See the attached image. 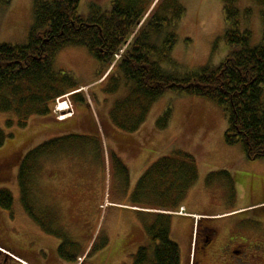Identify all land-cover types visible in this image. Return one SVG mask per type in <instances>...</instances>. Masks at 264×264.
Instances as JSON below:
<instances>
[{"label": "rangeland", "instance_id": "obj_1", "mask_svg": "<svg viewBox=\"0 0 264 264\" xmlns=\"http://www.w3.org/2000/svg\"><path fill=\"white\" fill-rule=\"evenodd\" d=\"M33 3L34 0H11L8 6H3L0 2V44L26 45L33 24ZM179 3L185 14L175 26L177 40L169 61L160 62V67L181 75L206 66L217 67L230 52L223 42L226 25L222 1L179 0ZM94 5L107 9L110 0H81L79 14L87 16ZM238 7L241 11L250 8L251 15L241 23L243 29L250 31L252 45L256 46L262 37L264 7L249 0H239ZM54 70L72 77L84 102L76 103L78 98L66 95L57 102L63 104L62 109L68 106L74 113L65 125L56 123L57 114L53 111L59 104L55 102L50 105L49 117L33 116L23 129L15 126L14 113L0 112V137L3 135L0 161L16 168L24 154L50 140L73 132L91 137L88 145L81 142L79 149L66 145L51 156H44L33 179L35 194L33 190L31 193L39 210L52 212L59 218L54 219L55 223L59 221L65 226L66 245H74L67 253L71 257L80 255L77 264H132L139 248L152 251L144 222L152 223L153 217L134 213L131 206L157 207L159 201L148 198L142 200V205L136 204L134 191L145 169L175 150L191 155L198 171V180L188 194L190 198L183 202L186 217L192 220L183 225H178L182 221L171 220L170 225V240L179 249L181 264H188L195 221L206 219H215L222 225H240L249 251L262 258L259 264H264V159L248 161L240 146L225 144L227 119L220 107L205 99L167 93L153 104L139 131L124 133L109 118L114 103L126 96L123 87L114 95L106 93L114 86L116 73L97 80L99 64L85 48L73 46L57 54ZM167 109L170 121L166 129H160L158 120ZM9 120L10 128L6 125ZM112 152L129 171L128 186L117 174ZM211 173L219 176L208 179ZM11 177L8 188L11 198H15L11 206L22 212L15 172ZM230 179L234 181L236 194L226 187ZM258 188L260 193L254 196ZM163 213L169 216L174 212ZM57 232L62 239L61 230ZM50 247L53 249L54 245ZM88 249L93 251L84 257ZM54 262L62 264L56 255Z\"/></svg>", "mask_w": 264, "mask_h": 264}, {"label": "trees", "instance_id": "obj_2", "mask_svg": "<svg viewBox=\"0 0 264 264\" xmlns=\"http://www.w3.org/2000/svg\"><path fill=\"white\" fill-rule=\"evenodd\" d=\"M10 1L0 0L3 6ZM221 1L226 25L223 42L230 49L228 56L217 67L206 66L181 75L160 67V62L169 61L177 40L175 26L185 14L179 0H110L107 9L90 6L85 17L78 11L81 0H34L33 24L26 45L0 44V112L14 113L15 126L23 129L33 116L49 117L50 105L65 95L72 94L73 99L78 98L76 103H83L72 77L54 70L60 51L70 46L83 47L100 66L97 80L116 73L115 84L107 94L114 95L121 87L126 89V96L116 101L109 112L118 130L137 132L153 104L167 93L201 98L223 110L227 119L225 144L240 146L248 161L263 160L264 27L260 43L253 46L250 31L241 23L251 15L250 8L241 11L239 0ZM249 1L264 7V0ZM262 18L264 21V14ZM170 116L167 109L158 120L160 129L167 128ZM6 125L10 128L12 122ZM89 141L88 137L68 136L29 151L19 168L22 198H29L38 158L66 145H88ZM2 144L3 135L0 147ZM110 156L118 176L127 185L126 166L114 153ZM217 176L218 173L210 174L208 179ZM197 180L194 158L175 150L148 167L136 185L134 201L142 205V200L155 198L158 210L175 212ZM227 185L234 193L231 179ZM5 194L10 206L11 195ZM26 210L31 211L28 206ZM170 225L171 216L160 213L154 214L152 223L144 222L153 248H139L132 264H181L179 249L170 240ZM66 243L60 253L68 263H75V257L66 258L74 245Z\"/></svg>", "mask_w": 264, "mask_h": 264}, {"label": "flooded vegetation", "instance_id": "obj_3", "mask_svg": "<svg viewBox=\"0 0 264 264\" xmlns=\"http://www.w3.org/2000/svg\"><path fill=\"white\" fill-rule=\"evenodd\" d=\"M79 144L78 142L77 145ZM21 161L22 157L16 168H12L6 161H0V264H54L55 255L61 263H68L60 253L66 243L65 226L59 221L55 223L54 219L59 218L52 212L39 210L36 198H22L18 181ZM13 172L16 175L15 187L22 212L14 211L11 205L6 204L5 193L11 194L8 185L12 182ZM260 190L261 188L256 189L253 195H259ZM26 206L31 211H27ZM176 219L182 221L178 225H183L182 223L189 220L183 216L173 218ZM59 230L62 239L58 236ZM191 235L188 264L262 263V258L249 251L247 238L240 225H222L215 219L199 220ZM25 242L27 243L24 244ZM50 244L54 245L53 249ZM69 257L67 255L66 258Z\"/></svg>", "mask_w": 264, "mask_h": 264}, {"label": "crops", "instance_id": "obj_4", "mask_svg": "<svg viewBox=\"0 0 264 264\" xmlns=\"http://www.w3.org/2000/svg\"><path fill=\"white\" fill-rule=\"evenodd\" d=\"M71 117H74V113H72V116H70L69 118H66L65 120H62V121H57L56 123H58V124H63V125H65V124H68V123H70V121H69V119L71 118ZM144 124V123H143ZM143 124L140 126V128L143 126ZM114 126V125H113ZM139 128V129H140ZM117 129V128H116ZM139 129H138V131H139ZM73 133H75V134H78L77 136H79V138H81V133H78V132H73ZM74 134V135H75ZM69 135V134H68ZM64 136H66V135H64ZM75 146V145H74ZM74 146H72L73 148H77V149H79V148H81V147H74ZM52 154H48V155H46L45 157H48V156H51ZM118 157V156H117ZM119 158V157H118ZM39 160L37 161V164H36V167H35V170H33V172H32V175H31V180H30V185H29V189H30V195H29V198H35L34 197V194H35V190H33V179H35V177H36V172H38V164L40 163V161L42 160V159H44V156H43V158L41 157V158H38ZM121 159V158H120ZM122 160V159H121ZM149 167V166H148ZM148 167L145 169V171L148 169ZM128 170V169H127ZM144 171V172H145ZM129 172V171H128ZM144 172L142 173V175L144 174ZM34 174H35V176H34ZM141 175V176H142ZM141 178V177H140ZM139 178V179H140ZM139 181V180H138ZM34 184H35V182H34ZM129 185V178H128V184H127V186ZM225 187V186H224ZM226 187H228V185L226 184ZM235 187V186H234ZM32 190L34 191L33 193V197L31 196V193H32ZM188 194H189V192H188ZM188 194H187V196H186V198H190V197H188ZM31 196V197H30ZM129 207V206H128ZM181 207L184 209V212H185V214H186V206H184V204L183 205H181ZM131 208H132V210H135V211H133L134 213H137V212H139V214H143V215H149V216H146V217H153L154 218V214H156V213H158L159 212V210L157 209V207H150V206H147V207H141V209H138V207H137V205H132L131 206ZM226 214V213H225ZM222 215V214H221ZM221 215H216V216H221ZM179 215H177V216H174V217H178ZM182 216H184V215H182ZM105 248H103L102 250H104ZM80 256V255H79ZM62 264H69V263H66V262H64V263H62Z\"/></svg>", "mask_w": 264, "mask_h": 264}, {"label": "bare ground", "instance_id": "obj_5", "mask_svg": "<svg viewBox=\"0 0 264 264\" xmlns=\"http://www.w3.org/2000/svg\"><path fill=\"white\" fill-rule=\"evenodd\" d=\"M61 106H63V104H62ZM64 107H65V106H64ZM61 110H64V108H63V109H61Z\"/></svg>", "mask_w": 264, "mask_h": 264}]
</instances>
